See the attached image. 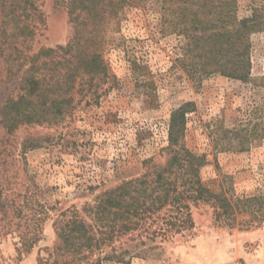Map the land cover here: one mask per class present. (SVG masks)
Here are the masks:
<instances>
[{
	"label": "rangeland",
	"instance_id": "rangeland-1",
	"mask_svg": "<svg viewBox=\"0 0 264 264\" xmlns=\"http://www.w3.org/2000/svg\"><path fill=\"white\" fill-rule=\"evenodd\" d=\"M64 1L36 0L44 23L33 50L64 46L72 38ZM238 1L241 18L250 16L252 3L264 5ZM184 43L175 33H162L156 2L127 8L120 25L106 29L110 77L100 85L99 99L86 96L57 125L24 126L8 137L0 132L16 161L18 189L36 190L35 200L51 210L29 254L19 256L12 235L0 238V264H40L58 243L53 224L60 209L76 207L83 215L95 196L145 173L144 160L165 163L171 114L185 103L195 104L187 115L186 145L207 155L205 186L235 198L264 196V33L252 39L245 81L220 73L192 81L179 62ZM2 90L7 95L12 88ZM214 214L213 206L200 204L193 208L190 234L163 243L146 240L145 246L122 238L115 250H130L124 257L129 264H264V222L240 214L231 226ZM112 256L107 248L101 264H126Z\"/></svg>",
	"mask_w": 264,
	"mask_h": 264
},
{
	"label": "trees",
	"instance_id": "trees-1",
	"mask_svg": "<svg viewBox=\"0 0 264 264\" xmlns=\"http://www.w3.org/2000/svg\"><path fill=\"white\" fill-rule=\"evenodd\" d=\"M152 1L159 6L162 33L184 38L179 62L192 81L215 73L247 80L252 39L264 33V5L257 2L249 7L250 16L241 18L238 0H65L72 38L64 46L35 51L32 44L44 23L36 0H0L4 137L24 126L57 125L86 96L99 99L100 85L110 77L104 56L106 29L119 26L127 8ZM3 86L12 90L4 95ZM194 111V103H185L172 112L165 163L144 160L145 173L95 196L83 207V215L76 207L60 209L53 224L58 243L39 263L101 264L110 248L109 259L129 264L124 257H130L131 251L115 250L122 238L145 246L146 240L163 243L190 234L195 228L193 208L200 204L213 206L216 221L231 226L240 214L263 223L264 196L235 198L205 186L201 173L208 165L207 155L186 145L187 115ZM1 139L0 238L18 239L15 246L22 257L41 240V226L51 210L35 200L36 190L26 187L23 194L18 189L20 184L13 179L19 171L12 175L16 161L6 149L8 142ZM64 255L72 259L61 263Z\"/></svg>",
	"mask_w": 264,
	"mask_h": 264
}]
</instances>
